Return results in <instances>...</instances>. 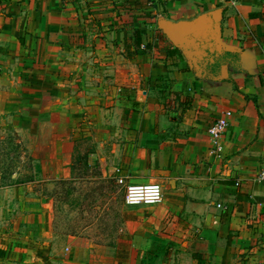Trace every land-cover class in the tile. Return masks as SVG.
Returning <instances> with one entry per match:
<instances>
[{"label": "crops", "instance_id": "obj_1", "mask_svg": "<svg viewBox=\"0 0 264 264\" xmlns=\"http://www.w3.org/2000/svg\"><path fill=\"white\" fill-rule=\"evenodd\" d=\"M131 52L142 55L141 68L154 66L137 85H129ZM97 65L92 84L86 67ZM137 90L186 102L181 118L135 106L129 126L144 136L113 174L127 184L154 178L163 188L151 207L167 226L158 235L169 251L153 264L264 260V0H0V129L14 128L17 142L28 138L35 156L36 147L48 149L38 156L44 177L64 176L66 148L65 139L47 140L46 122L63 130L67 113L96 111L99 98L108 112L115 94ZM226 112L228 126L214 141L207 129ZM26 185L11 190L19 202H0L15 230L0 235V264H92L84 257L93 256L91 240L57 230L52 199L35 202ZM114 257L142 264L144 251L128 245Z\"/></svg>", "mask_w": 264, "mask_h": 264}, {"label": "rangeland", "instance_id": "obj_2", "mask_svg": "<svg viewBox=\"0 0 264 264\" xmlns=\"http://www.w3.org/2000/svg\"><path fill=\"white\" fill-rule=\"evenodd\" d=\"M130 38L132 45V34ZM136 51L142 50L140 48ZM141 56L131 52V65L128 66L129 85H137V75L149 74L154 67L151 64L141 68ZM151 56L157 58L154 54ZM87 68L94 73L91 83H98L100 75L97 74L102 68L98 65ZM121 68L120 65L116 69L121 71ZM116 95L113 104L108 102L107 108L113 106L108 112L103 110L107 105L105 99L99 98L95 106L101 108L96 111L67 113L64 115L63 130H58L56 121L46 122L49 125L48 129H44L47 140L66 141L63 152L65 173L61 178L42 175L38 156L42 153L47 156V148L42 150L41 147H36L35 156L30 150L31 141L21 136L19 146H15L13 140L10 142V137L17 135V132L14 133V128L3 125L0 129V202H19L17 196H10L11 190L17 185L22 193L28 184L29 188L32 187L29 192L33 194L35 202L41 196L52 199L57 230L66 235H77L91 240L93 256L84 257L86 260L91 259L92 264H115L116 253L128 245L135 251H144V258L140 260L142 264H153L159 253L169 251L168 238L158 235V232L167 234V226L162 227V220L159 222L157 219L155 207L127 205L124 202L127 181L117 183L113 174L115 169L121 167V153L132 149L139 137L144 136L139 134L142 130L129 126V116L137 106L157 112L158 105L167 110V113L174 112L175 117L181 118L186 102L184 99L174 98L171 91H166L158 100L155 91L144 93L137 90L135 93H126L127 98ZM126 108L130 110V115L125 112ZM152 116L157 117V113H152ZM127 140L132 145L128 148L123 145ZM148 182L157 183V179L152 178ZM45 202L47 201L44 200L43 203ZM15 212L17 214L18 211L13 214ZM9 213L5 209L0 210V235L8 238L9 234H15V230L11 229ZM160 259L169 261L171 257L163 255Z\"/></svg>", "mask_w": 264, "mask_h": 264}, {"label": "built area", "instance_id": "obj_3", "mask_svg": "<svg viewBox=\"0 0 264 264\" xmlns=\"http://www.w3.org/2000/svg\"><path fill=\"white\" fill-rule=\"evenodd\" d=\"M232 3L235 0H228ZM229 112H226V115L223 117H219L215 121H213L207 131L208 134L214 141L220 137L223 131L228 126L227 115ZM119 170L116 169L115 172ZM260 179H264V173L260 174ZM117 183H124L125 178L121 175L115 176ZM163 200V188L159 183H146V184H127L124 192V202L127 205H153L160 203ZM221 208L224 206L219 205ZM256 264H264V260H258Z\"/></svg>", "mask_w": 264, "mask_h": 264}, {"label": "trees", "instance_id": "obj_4", "mask_svg": "<svg viewBox=\"0 0 264 264\" xmlns=\"http://www.w3.org/2000/svg\"><path fill=\"white\" fill-rule=\"evenodd\" d=\"M134 32H135V40H134L135 43H134V45H135V47L139 48V47H141V44H142V42H141V35H140V32L137 31V30H135ZM173 52L177 53L180 56V53H179V51H178L177 48H173ZM16 139H17V135L14 134L13 137H10V142H12V140H13L15 146L18 147L20 143L19 142H16ZM37 168H39L38 165H37Z\"/></svg>", "mask_w": 264, "mask_h": 264}]
</instances>
